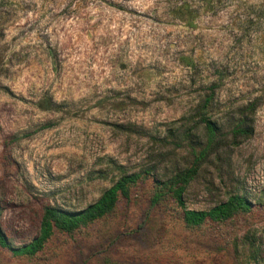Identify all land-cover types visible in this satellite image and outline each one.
<instances>
[{"label": "rangeland", "instance_id": "obj_1", "mask_svg": "<svg viewBox=\"0 0 264 264\" xmlns=\"http://www.w3.org/2000/svg\"><path fill=\"white\" fill-rule=\"evenodd\" d=\"M0 0V231L39 234L44 208L77 211L119 177L130 199L34 257L0 245V264H264V0ZM182 4L183 19L174 16ZM218 149L186 186V209L239 195L226 221L187 226L157 185L205 145ZM248 108V109H247ZM250 136H233L242 110Z\"/></svg>", "mask_w": 264, "mask_h": 264}, {"label": "trees", "instance_id": "obj_2", "mask_svg": "<svg viewBox=\"0 0 264 264\" xmlns=\"http://www.w3.org/2000/svg\"><path fill=\"white\" fill-rule=\"evenodd\" d=\"M219 0H216L217 3ZM183 5L177 6L174 16L182 20L184 13ZM220 76L211 84L210 92L203 98L199 108V119L204 124L206 133L205 145L198 151L193 150V162L190 168L178 172L167 179L164 183L157 185V192L151 198V204L156 205L162 197L170 195L183 208L182 220L190 227H197L207 221L222 222L226 221L240 211H246L249 208L247 200L239 195L229 197L226 201L221 202L208 210L186 209L182 200V193L186 186L198 173L200 165L206 161L211 155L216 153L218 149L217 137L219 128L216 123L209 117L208 113L212 109L214 95L216 89L220 86ZM248 109V108H247ZM244 109L241 114L234 119L232 124L233 136L248 137L253 132V127L248 122ZM113 167L118 171L119 177L106 189L101 196L92 204L77 211L61 210L56 207L47 206L44 208L40 221L39 234L29 243L19 247H12L0 231V245L8 248V250L17 257H34L42 251L53 236L54 232L60 231L71 233L81 226L92 223L100 218L110 214L116 207L120 198L130 199L131 188L143 179L142 173H127L122 166L112 163Z\"/></svg>", "mask_w": 264, "mask_h": 264}]
</instances>
